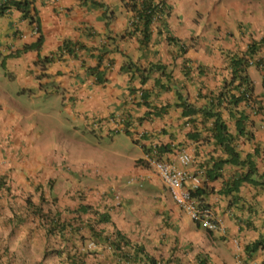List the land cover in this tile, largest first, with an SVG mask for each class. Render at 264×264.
Here are the masks:
<instances>
[{"label": "crops", "instance_id": "0c3cea01", "mask_svg": "<svg viewBox=\"0 0 264 264\" xmlns=\"http://www.w3.org/2000/svg\"><path fill=\"white\" fill-rule=\"evenodd\" d=\"M99 1L111 13L108 20L104 15L103 6L89 0H34L36 15L34 24L38 25V34L32 32L33 22L29 21L28 17H24L18 9L12 8L0 15V46L3 47L10 42L16 47L11 53L0 56V61L8 72V76L0 78V111H2L0 126L3 130L1 134H5L4 138L7 136L33 138L32 130L36 120H27L31 117V109L24 105L25 102L34 101L41 93L55 92L61 95L59 90H64V95H61L62 103H65V107L67 106L68 110H72L78 117L82 119L84 117L87 122L90 117L95 124L103 127L111 124L110 118L119 115V122L116 124L121 123L125 128L130 125L128 128L140 132L141 136L146 138L145 142L149 144L157 141L160 127L156 120L151 121L146 118L140 120L139 117L148 110V107L143 103H137L140 101L138 92L143 88L152 91L153 78L157 77L159 72L151 71L148 80L141 82L142 70L147 72L148 69L143 67H149L151 62L170 64L175 83L182 87L183 94L188 100L197 105H202L206 99L200 92L215 89L221 82H219L220 78L229 74L227 61L219 54L216 44L210 41L215 49L206 51L200 40L197 25L195 28L191 27L195 14H198L197 18H202L201 12L196 10L195 0H165L169 6V13L163 19L164 24L157 25L158 28L155 25L150 27L151 35L147 43L142 42L139 29L131 30L134 29L130 23L135 18V11L125 5L127 0ZM187 14L190 15L188 18ZM213 15L221 16L227 24L221 29H212L210 31L212 39L219 42L220 36L217 34L230 35L233 41L227 42L229 52L243 50L249 39L264 38V15H260L254 8L250 9L246 4L236 3V0L229 1L218 8ZM188 19L191 23H187ZM135 25H138L137 21ZM19 32L24 35L20 36ZM37 35L41 36V42L38 47H33L31 44L37 39ZM167 35L179 41L174 42L167 38ZM259 54L264 55L263 51ZM127 61L133 62L135 66L125 67ZM212 63L220 64L222 72H215ZM186 64L188 66H185ZM136 66L141 70L135 69ZM197 66L205 73L204 80L198 77V72L195 75ZM188 73L195 77L190 76L188 79ZM14 82L18 86H14ZM198 88H201L199 93ZM173 90L174 88L169 89L166 93L170 100H174ZM255 92L262 91L255 89ZM21 99H25L24 103H20ZM153 99L150 96V100ZM177 110L179 111V108ZM175 114L176 111L170 107L163 119L159 117V120L168 126V133L160 136L163 140L171 141L172 144L181 142L184 150L194 156V163L189 165L190 169L197 168L198 162L210 163L211 157L226 155L212 137L187 138L185 129H181L182 119H175ZM246 127L252 131L254 137L235 138L236 147L241 155L252 150L253 145L264 143V114L249 112ZM203 133L201 131V134ZM143 155L144 150L137 158H142ZM135 159L129 162L131 170L125 171L121 166L111 182L103 179L85 180V185L90 188L89 199L102 203L114 202L108 196L103 195L102 198V190H107L110 196L117 192L122 199L121 202L119 198L121 205L110 210L111 222L107 221L99 227H104L106 231L119 228L134 241L144 242L146 250L154 257L168 256L171 247L176 244L174 250H171L177 255L178 263L200 264L196 249L186 250L191 249L187 241L193 240L192 237H196L200 230L195 229L190 218L167 198V189L159 176ZM256 164L259 171L264 170L262 148L256 157ZM240 170L239 165L225 164L217 179L211 182L220 187L225 180L238 174ZM146 180L151 185H147ZM15 183L18 192L13 189L18 196L13 204L16 200L21 201L22 203H18L17 207L21 205L27 210L28 205L23 204L20 191L31 193L38 183L33 181L26 186L19 174L16 175ZM70 189L72 192L69 188L64 192L58 189L54 193L48 191L57 196L59 212L67 217H74L73 212H69L68 209L79 206L80 200H77L76 195L78 191H85V188L76 186ZM31 198L34 202L39 201L37 193H33ZM3 200L1 195V221H4L5 217V220L13 225L23 226L26 222L28 224L24 229L14 228V231L9 229L7 234L0 238L4 246H6L5 242H8L9 247L18 249L16 253L9 249V255L0 256V264H38L44 250L51 248L57 242L47 234L48 238L45 236L42 238L43 235L33 233L35 226L30 222L33 223L38 217L36 218L31 212L30 216L27 214L26 219H22L19 223L15 219L16 213L12 214L8 211L3 214ZM206 200L220 217L219 228L215 230L218 232L217 237L226 241L225 236H228L226 249L220 252L222 259L214 252H209L210 257H214V261L220 264H232L224 258L225 254L228 257L227 250H231L236 264H263L264 251L248 252L245 250V245L264 231V183L256 185L242 182L237 190L226 194L211 192L206 196ZM7 208L10 209V204ZM155 209L159 217L154 215ZM143 215L144 217H140ZM161 215L169 218L168 227L160 224ZM86 216L87 214L82 217ZM37 225L42 227L38 223ZM16 232L23 236V239L17 236L21 239L19 242L15 241L12 235ZM81 233L84 234L83 237L80 233L75 235L84 238L79 241V251L85 258L83 264H122L117 259V255L102 245L100 240L93 241L84 229ZM169 257L171 259L172 256ZM42 259L44 264H61L59 258L52 254Z\"/></svg>", "mask_w": 264, "mask_h": 264}, {"label": "rangeland", "instance_id": "374dc122", "mask_svg": "<svg viewBox=\"0 0 264 264\" xmlns=\"http://www.w3.org/2000/svg\"><path fill=\"white\" fill-rule=\"evenodd\" d=\"M195 1L196 10L201 12L202 18H197L198 14H195L194 22L191 23V20L188 19L187 23H191L192 28L197 25L200 32V40L203 42L206 51L215 49L210 44V41H213L219 54L228 61L229 46L227 42L232 43V37L226 33L217 34L220 36L219 42H217L212 39L210 31L217 28L221 29L227 24L225 19L221 16L216 17L213 13L224 3L233 2V0ZM236 3L246 4L250 9L254 8L260 15H264V0H236ZM186 16L188 18L190 15L187 14ZM212 64V69L215 72H222L220 64ZM143 68L147 69L148 67ZM170 69L171 65L166 64V70ZM217 69L218 71H216ZM248 70L254 80L256 91L264 93L259 71L256 68H249ZM3 76H8V72L2 62H0V78ZM172 80H169V83ZM165 81H168L167 78H165ZM14 86H18V84L14 82ZM172 87H174V84H172ZM165 98L167 99V96H161L159 100L165 101ZM24 101L25 99H21L20 103H24ZM24 105L31 109V117L27 118V120H36V125H34L32 130L33 138H15L14 136L4 138L5 134H1L3 130L0 126V176H4L8 184L11 183L16 191L17 184L15 179L17 174L22 177L26 186L34 181L41 185L40 190H50L52 193L56 189L64 192L68 188L72 192L70 188L74 189L76 186L84 187L85 180L100 181L103 179L111 182L114 180V176H117L116 172L121 166L125 171L126 169L131 170L129 162L133 161L141 153V143L147 144L145 137L137 138V143L133 142L132 138L121 127H115V125L101 127L92 122L88 123L84 120V117L82 119L74 114L72 110L69 111L67 106L65 107V103H62V96L55 92L38 94L34 101H27ZM253 109L256 111L255 107ZM0 112L2 113V111ZM175 116L177 117V114ZM221 117L225 120V111H221ZM157 120L160 121L159 119ZM166 129L161 132L167 133L168 126H166ZM152 169L154 170V168ZM124 176L127 175L124 174ZM50 182H54V184L51 185ZM145 183L151 185L148 180ZM2 195L4 198L3 214L10 212V209L7 208L10 204V208L12 207L15 211L19 210L17 223L22 221V218L26 219L27 214L30 216L29 204L24 214L22 206L18 205L19 208L17 207L18 203H22L21 201L17 202L16 200L13 204V201L9 198V201L6 202V199H8L7 193L3 192ZM20 195L23 199L28 197L22 191H20ZM76 198L79 200L78 195H76ZM140 217H144V215ZM5 219L4 217V221L0 220V238L4 237L9 229H12V231L17 228L24 229L28 224L26 222V225L23 226L13 225V223H8ZM30 223L35 226L34 223ZM33 233L43 235L42 238L44 236L48 238L45 229L42 227L35 226ZM217 233V231H214L212 234L214 237L211 239H207L201 234L192 237L195 243L198 244L194 248L197 251L209 250L222 259L220 252L226 249L228 236H225L227 237L225 241L224 238L217 237ZM12 235L17 242L23 239V236L18 234V232ZM17 236H20L21 239ZM185 237H187L186 234ZM253 243H255V240L248 241L245 245V250L250 252L249 247H252ZM5 244L8 251L9 249L15 253L18 251L16 247H9L8 242H5ZM253 250H257V248ZM227 254L228 257L225 254L224 258L232 264H236L234 253H231V250H227ZM209 259L211 260L210 264H220L214 261V257L209 256Z\"/></svg>", "mask_w": 264, "mask_h": 264}, {"label": "trees", "instance_id": "16d2710c", "mask_svg": "<svg viewBox=\"0 0 264 264\" xmlns=\"http://www.w3.org/2000/svg\"><path fill=\"white\" fill-rule=\"evenodd\" d=\"M93 3L99 4L103 6L104 4L99 0H89ZM5 3V4H4ZM7 4H12L18 9H20L23 13L24 17H28L29 21H36L35 9L34 12H31V4L32 0H4L3 3L0 2V15L2 14V8ZM164 6L163 1H158L157 3L153 2V0H142L140 6L136 4V1L132 2V9L136 10L137 17L142 20V42L147 43L150 40L151 31L149 29L150 24L153 21V18L156 14L162 13V7ZM41 41V36L37 38V40L31 44L33 47H38ZM260 46V42L253 40L247 46L245 52L241 55L238 53L232 54L231 57V68L232 74L230 76V80L224 83L223 87L219 89L217 92H213L210 96L209 106L206 108H196L183 100V96L180 92L176 91V100H169L168 98L165 101L159 100L161 96H167V89H169L170 83L169 80L173 79L172 69L166 70V65L161 62H153L150 64V67L147 69V72L142 70L141 74V82H146L150 76L151 69L154 67L161 70V74L157 77L153 78V86L152 91L143 88L140 95V101L137 103H143L148 107V110L144 112L139 118L141 119H151V121L156 120L160 127L159 131L166 129V124L164 126L163 122L158 121L157 119H163L165 113L172 106H181V113L183 115H190L191 113H195L198 110H203V114L207 116H214L212 129L213 137L220 143L224 150L227 152V156L224 158H220L214 161V163L207 170V177L215 178L219 174V170L215 171V168H219V166L225 162H232L236 164L246 165V170L240 172L238 175L233 177L232 184L230 182H226L224 186H222L218 191L227 193L231 190H237L242 181H248L251 183L261 182L256 174V166L253 159V155L258 152V146L254 147L253 153L246 154L245 157L240 158L239 153L235 150L233 146V141L235 136L243 135L251 136V131L245 128L248 122V114L245 110H236L232 112L234 116V124H235V133L229 130V126L225 122V120L221 117V110H216L214 108H218L223 104V101L226 102V106H230L232 108L238 107L239 103L247 97L249 94L251 95L253 92V81L247 72V66L250 64L249 58L256 55V51ZM264 57V56H263ZM128 64H124L125 67L130 68L131 65L135 64L131 61H127ZM262 66H261V65ZM257 67L260 70L262 77V84L264 86V58L261 61L256 62ZM165 66V68H164ZM261 66V67H259ZM153 67V68H151ZM135 69H140L139 66H136ZM162 75H164L168 81L162 80ZM150 96L154 99L150 100ZM157 99V100H156ZM263 103V102H262ZM264 105V103H263ZM263 108L262 105L257 104L256 110L260 111ZM193 119H190L192 121ZM125 128L123 131L127 133L130 138H132L133 142H138L137 138H140L141 134L136 129ZM193 132H188V138H194L201 136V131L203 128H199L198 125L193 127ZM167 130V129H166ZM168 132V131H167ZM160 148H164V150L168 149L170 146V142L160 141ZM163 144V145H162ZM145 145V143H141V146ZM175 148L182 146L181 142L177 144H173ZM141 160V159H137ZM264 176V171L260 173V178ZM206 188H200L196 191H193V194H199L201 192H205ZM55 201V200H54ZM57 202H55V205ZM120 203L119 205H121ZM40 207V206H38ZM41 212V218L43 221H37L42 227H46L45 233L48 237L52 236L57 242V244L53 245L49 249H45L42 255V258L52 254L55 257H58L61 261V264H83L85 261L84 255L80 253L79 241L84 239L75 235V233H80L81 237L84 236L81 233V229L84 227V230L87 231L90 237H92L93 241H99L102 245L106 246L112 252L117 255V259L121 261L122 264H158L156 258L149 254L146 250V245L142 241H134L131 239L126 233L121 232L119 229H111L110 231H106L104 227H99V225L105 224L109 219V214H105L104 212L100 213L97 220L87 221L84 225L76 223L74 219L63 215L59 211L52 212L51 210H43L42 208H38ZM49 212L53 213L52 217H49ZM101 222V223H100ZM98 239V240H96ZM259 241H255L252 247V250L257 248ZM261 243L264 247V236L261 238ZM9 254L8 249L4 246L0 240V256ZM38 261V264H44L43 259Z\"/></svg>", "mask_w": 264, "mask_h": 264}, {"label": "clouds", "instance_id": "9594fccd", "mask_svg": "<svg viewBox=\"0 0 264 264\" xmlns=\"http://www.w3.org/2000/svg\"><path fill=\"white\" fill-rule=\"evenodd\" d=\"M33 1L34 0H32V4H31V8L32 9L31 10L34 11L35 5L33 4ZM135 1H136V4L140 6L142 0H135ZM158 1H160V0H153L154 3L155 2L157 3ZM161 1H163V3H164V6L162 7V13L161 14H156L154 16L153 21H152V23L149 26V29H150V27L152 25H155L158 28L157 25L161 26L162 24H164L163 19L169 13L168 4L166 3L165 0H161ZM0 2L3 3L4 0H0ZM132 2H133V0H127V1H125V5L129 6V8L131 10H134V9H132ZM12 8L18 9L17 7H15L12 4H7L6 6H4L2 8V10H3L2 14L5 13V12H8V10L9 9L11 10ZM103 8H104V15H105V17L108 20L110 18L111 13H110L109 9L105 5H103ZM18 10L21 11L20 9H18ZM134 11H135L134 12L135 13V18L130 23L131 27L133 26L134 29H131V30L139 29L140 35H141V38H142V31L141 30H142V27H143V23H142V20L137 17L136 10H134ZM136 21L138 22L137 26L135 25ZM31 22H33L32 32L35 33V34H38V31H39L38 25L34 24V23H36V21L33 20ZM159 29H161V28H159ZM162 29H163V26H162ZM150 31H151V29H150ZM19 35L23 36L24 34L19 32ZM37 36L39 37L40 35H37ZM167 38L171 39L174 42L179 41V39H177V38H175V37H173L171 35H167ZM253 40L260 42V46H259L258 50L256 51V55L251 57V58H249L250 64L247 66V72L249 74V70L248 69L250 67H253V68H256L259 71V73H260V70L257 67L256 62H259V61H261L262 58H264L263 57L264 55L259 54V52H261V51H263V53H264V38L263 37H261L259 39H253V38L249 39L246 42V45H245L243 50H233L232 52H229V60L226 62V66L229 67L230 71L228 72L229 74L227 73L228 75L223 76L222 78H220L219 82L220 81L221 82H220L219 86L216 87L215 89H211V90L205 91V92H200L201 88H198V90H197L198 93L200 92L203 97L205 96V98H206L205 99V103H203L202 105H197L194 102H190L188 100V97L183 94L184 91L182 90V87L180 85H177L175 83L174 79H173L172 82H170V86L171 87L169 89L174 88V90H173L174 91V95H173L174 100L177 99L176 91H178V92H180L182 94V96H183L182 99L185 100L190 105H192L193 107L204 108L206 106V108H207L209 106L211 94L213 92L214 93L217 92L219 89H221L223 87L224 83H226L227 81L230 80V76L232 74V68H231V57H232V54L238 53L239 55H241L243 52L246 51L248 44L250 42H252ZM181 44L183 45V42ZM63 45H64V43H63ZM15 48L16 47L13 44H11L10 42L6 43L3 47L0 46V56L3 55V54L11 53L12 51H14ZM151 63H153V62H151ZM161 63H163V62H161ZM150 64H149V67H150ZM163 64L166 65L165 63H163ZM185 66H188V65L186 64ZM261 66H259V67H261ZM151 68H153V67H151ZM164 68H165V66H164ZM196 70L197 71H194L195 75H197V72H198V77L204 80L205 79V73L203 72V70L199 66L196 67ZM151 71H158L159 74H161V70H158V68H156V67L151 69ZM260 75H261V73H260ZM190 76L195 77L193 74H189L188 75V79H190ZM249 76H250V74H249ZM161 77H162V80L165 82V78L166 77L164 75H162ZM252 81H253V87H254L252 94L251 95L249 94L247 97H245L239 103L238 107H234V108H232L230 106L225 107L226 106V102L223 101L222 105H220L218 108H214L216 110L219 109L221 111H225V122L229 126V130L232 131L233 133H235L236 129H235L234 118H233L234 116L232 115V112H234L236 110H245V112L248 114V116H249V112H252L254 114H257V113L264 114V105H263V103H264V93L263 92L256 93L255 92L256 88H255L254 80L252 79ZM261 81H262V77H261ZM172 84H174V87H172ZM262 86H263V84H262ZM169 89H167V90H169ZM263 89H264V86H263ZM59 91H60L61 95L63 96L64 95V90H59ZM138 93H139V96H140L141 95V90ZM167 98L169 99V97H167ZM257 104H260V105L263 106V108L260 111H257V110L255 111L253 109V107L256 108ZM171 107L176 111L177 117L175 116V119H182V122L180 123V125H182L183 128H181V129H183V130L185 129V131H186L185 133L187 135H188L189 131L190 132L194 131V129H193L194 126L198 125L200 129L203 128L202 131L204 133L201 135V136H203L202 138L212 137L214 139V142L216 144L220 145L221 148H222V151L226 154L224 157L227 156V152L224 150L223 146L220 143H217V141L213 137V131L214 130L212 129V125H213L214 116L204 115L203 114V110L202 111L198 110V111H196L193 114L191 113L190 115H183L181 113V110H182L181 106L172 105ZM177 108H179V111L177 110ZM190 119H193V120L190 121ZM110 120H111V124L110 125H115V127H121L123 130L125 129L124 126H121V123L116 124V122H119V115L116 116V117L110 118ZM90 122L95 123L89 117L88 118V123H90ZM251 122H252V120L250 119L249 123L251 124ZM184 126H186V128H184ZM245 128H246V131H247L246 125H245ZM159 130L160 129H158V133H160L162 136H163V134H166V133L160 132ZM160 134L156 137V138H158L157 141H154L152 143L145 144V145L141 146L142 150H144V155H143L142 158H139V159H141L140 161L139 160H137V161L141 162V165L143 167L152 170L153 172H155L159 176V178L161 179V181L163 183V186L165 187V189H167L166 190V192H168V193H166L167 198L170 199L176 205V207L178 209H180L181 212H183L184 214H186L190 218L191 222H193V224L195 225V229H199L200 230L199 234L203 235L207 239H211V238L214 237L212 235L213 232L219 228L220 217L218 215H216V211H215L214 207L210 203L207 202L206 196L209 193H211V192H215V191L219 192L218 190L222 186H224L226 182H230V184H232L233 177L238 175L240 172L245 171L246 170V165L236 164V163H232V162H225V163L222 164V166L220 165L219 168H215V171L219 170V174L217 175V177L220 175L221 168L225 164H228V163L236 164V165H239L240 169H241L238 172V174L228 178L229 180L228 179L225 180L223 185H221L220 187H217L215 184H212V182H211L214 179H217V177L212 178V179L207 177V170L214 163L215 160L220 159V158H224V157H222V156L211 157V162L210 163H207V162L206 163H200V162H198L197 163V168H191L190 169L189 165L190 164L192 165L194 163V161H193L194 160V156L190 152L184 150V147H182V146H180L178 148H175L171 141L163 140L162 136H160ZM188 136H187V138H188ZM239 136H245L246 138H253L254 137L252 131H251V136L250 137L246 136L245 134H243V135L239 134V135L235 136V138H237V137L241 138ZM140 137H142V136H140ZM160 141L170 142L169 148L166 149V150H164L165 147L164 148H160V146L158 144ZM232 144H233L235 150L239 153V157L240 158L245 157L246 154H248V153H253L254 152V147L258 146V152L253 155L254 156L253 159H254L255 166H256V174H255V176L258 177L261 182H258V183L249 182V183L256 184V185L263 184L264 183V176H262L260 178V173L263 172L264 170L263 171H259L258 170V167H257V164H256V157L259 154L260 149L261 148L264 149V143H257L255 145H253L252 150L247 151L244 155H241L240 151L237 149L236 144H235V139H234ZM183 153L188 155V161L187 162H183L180 159V155L183 154ZM136 159H138V158H136ZM136 159H135V161H136ZM158 162H160L161 164L166 165L168 167V170L170 169V172H174L175 169H181L184 172V175H183L184 178L182 179V187L184 186L185 189L188 191V195L186 197H184L182 195L181 188L178 189L177 187L171 185V183L168 181V179L163 177L159 167L157 166ZM152 168H154V170ZM242 182H248V181H242ZM50 184L53 185V182H50ZM40 186H41L40 184H37L35 189H34V191L27 194L28 197L26 199H23L22 196H21V198L23 200V204H25V203L27 205L29 204V207H28L29 211L32 214H34L36 218L38 217L33 222L35 224V226H37V227H38V225H37V221L36 220H38L39 222L43 221V219L41 218V212L42 211L38 210V208H42L43 210H51L52 212L60 211L58 209V205L57 204L55 205V202H57V196L52 194V193H50L48 190H45V191L40 190ZM203 187L206 188L205 192H201L200 195L199 194H196V195L193 194V191H196V190H198L200 188H203ZM84 188H85V191L81 190V191L77 192V195H78L79 200H80L79 206L75 207V208H69L68 209L69 212H71V213L73 212V215H75L74 217H69V218L74 219V221L76 223L84 225V223L87 222V221L97 220L99 214L102 213V212H104L105 214H109V219H110V210H112L115 206L119 205L122 202V199H121L120 195L117 192L113 193V195L110 196V195H108V193H107L108 191L107 190H102L101 191V197L103 198V195L108 196L112 200H114V202L109 201V202H103L102 203V202H100L98 200H91V199L88 198V191H89L90 188H88L86 185H84ZM3 192L7 193V198H8V199H6L7 201H9V198L11 199V201H14L15 198L18 196L17 192L13 189L11 183L8 184L7 179L4 176H0V197H1ZM104 192H105V194H104ZM33 193H37L38 194V196H39V201L38 202H34L32 200L31 195ZM219 193H223V192H219ZM119 198L121 199V202L119 201ZM103 204H104V206H103ZM38 206H40V207H38ZM22 210H23V213L25 214L26 213L25 207H22ZM10 211H11L12 214L16 213V218L15 219L19 220V217H17L19 215V210L15 211L11 207ZM156 212H157V209H155L154 215L159 217V215H158L159 213H156ZM86 214H87L86 217H82V216H84ZM53 215H54L53 213L49 212V217H52ZM150 221H148L147 224H149ZM108 222H109V220H108ZM159 222H160V224L162 223V225H164L166 227H168L169 224H170L169 223V218L166 215H161V218L159 219ZM42 228H44L46 230V227H42ZM83 229H84V227L81 230H83ZM263 236H264V231L261 232L258 235V237H256L254 239L255 241H259L258 246H257V250L264 251V247H263V245L261 243V238ZM187 243L190 244V246H191V249L190 248L186 249V250H189V251H191L192 249L194 250L195 249L194 246H198V244L195 243L194 239L193 240L189 239L187 241ZM163 245H164V241H163ZM175 247H176V244H174L171 247V249L174 250ZM171 249H170V253H169L168 256L164 255V257H155L158 264H180V263H178L179 259L176 257L177 255L173 254L174 252ZM249 249L251 250V252L256 251V250H252L250 247H249ZM196 252H198V254H199L200 264H210L211 260L209 259V256H210L209 255V252H210L209 250H207V251H205V250L197 251L196 250ZM169 256H172L171 259H170ZM263 264H264V257H263Z\"/></svg>", "mask_w": 264, "mask_h": 264}, {"label": "built area", "instance_id": "2783aa9c", "mask_svg": "<svg viewBox=\"0 0 264 264\" xmlns=\"http://www.w3.org/2000/svg\"><path fill=\"white\" fill-rule=\"evenodd\" d=\"M180 159L183 162H187L188 155L183 153L180 155ZM157 166L159 167L163 177L167 178L171 185L177 187L178 189L181 188L182 195L186 197L188 195V191L185 189L184 186L182 187V179L184 178V172L181 169H175L174 172H170V169L168 170V167L164 164H161L160 162L157 163Z\"/></svg>", "mask_w": 264, "mask_h": 264}]
</instances>
